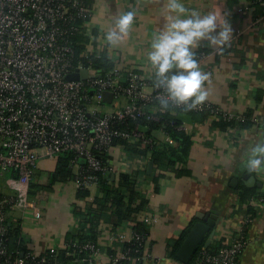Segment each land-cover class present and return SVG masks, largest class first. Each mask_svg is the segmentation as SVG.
Instances as JSON below:
<instances>
[{"label":"crops","instance_id":"crops-1","mask_svg":"<svg viewBox=\"0 0 264 264\" xmlns=\"http://www.w3.org/2000/svg\"><path fill=\"white\" fill-rule=\"evenodd\" d=\"M245 2L184 0L186 6L202 14L211 11L223 13L224 20L231 27L230 38L224 45L209 46L206 40H201L193 49L194 52L203 50L207 53L206 58L199 62L202 70L209 74L204 84L208 93L206 100L233 115L248 114L252 124L238 130L232 127L223 130L215 127L210 117L196 121L188 113H177L180 126L192 140L185 164L189 173L181 176L173 170L161 171L154 163L148 173V153L143 155L146 160L144 165L128 151L122 155L118 151L108 158L115 169L112 177L120 172L131 174L134 188L148 202L147 208L139 212V219L148 229L144 254L126 264H187L170 252L184 231L199 220L198 214L202 217L209 214L216 216V231L207 246H219L228 244L231 237L238 233L243 219L249 215V206L254 207V213L250 215L252 220L245 225L247 244L238 264H264V200H258L260 197L264 199V195L246 203L239 202L237 198L241 186L264 192V172H249L243 166L249 147L256 141L259 132L264 131V15L257 13L254 7L245 8ZM163 5L164 0H89L91 33H84V41H80L83 43L78 41V44L91 42L93 37L92 43L97 49L93 47L91 56L104 55L122 71L135 70L144 78L153 80L146 54L154 32L165 23ZM129 10L135 11L136 16L127 35L115 48L108 47L103 40L104 33L121 13ZM82 49L83 45L80 51ZM217 49H221L220 54L215 52ZM153 135L159 140L171 142L161 130L154 131ZM57 158H38L29 184L28 208L22 210L16 207L7 213L10 225L20 229L23 248L38 253L53 246L57 252L65 249L67 235L76 233L79 225L80 218L75 211L90 207V212H94L93 200L103 197L98 185L88 188V195L83 197L77 195L79 188L70 179L52 181ZM245 174L253 175L261 186L256 183L246 185ZM3 194L12 192L5 180L0 179V195ZM97 212L99 234L96 243L99 253L94 264H111L108 249L118 251L122 243L110 237L117 231L129 235L133 223L113 224L115 217L110 208Z\"/></svg>","mask_w":264,"mask_h":264},{"label":"built area","instance_id":"built-area-1","mask_svg":"<svg viewBox=\"0 0 264 264\" xmlns=\"http://www.w3.org/2000/svg\"><path fill=\"white\" fill-rule=\"evenodd\" d=\"M255 1L264 0H246L245 8H252ZM91 15L83 0H0V179L12 192L0 195V264H48L57 255L54 246L38 253L8 245L12 226L7 213L16 207L28 208L38 158L71 152L70 180L77 188L88 189L98 185L100 173L115 172L108 161L111 154L120 151L122 155L127 146L144 148L151 142L139 124L129 126L131 120L163 118L157 114L161 111L157 102L164 93L155 87L154 79L118 66L106 71L95 68L90 58L93 47L97 49L93 37L76 53L78 43L72 35H90ZM215 52L220 54L221 49ZM195 53L199 62L207 56L203 50ZM81 70L86 71L85 78L66 79L67 74ZM105 93L110 99H105ZM192 110L207 111L211 119L241 117L207 100ZM134 155L142 165L146 163L143 155ZM251 220L250 215L243 219L228 244L213 251L199 249L192 264H238L247 244L245 225ZM139 237L132 230L129 235L117 231L110 238L129 243L140 241ZM71 246L73 251L89 253L75 261L94 264L97 243ZM108 259L111 264H123L135 258L128 249H119Z\"/></svg>","mask_w":264,"mask_h":264},{"label":"trees","instance_id":"trees-1","mask_svg":"<svg viewBox=\"0 0 264 264\" xmlns=\"http://www.w3.org/2000/svg\"><path fill=\"white\" fill-rule=\"evenodd\" d=\"M86 5H88L89 0H83ZM253 1V0H252ZM252 7L256 8V12L264 15V1L252 2ZM83 38V33H75L72 35L74 42L79 43ZM79 41V42H78ZM82 45L76 44V53L80 52V47ZM91 62L95 68L109 70L113 67V62L105 57L101 56H91ZM160 107V102H157ZM185 112L193 116L196 121H203L209 119V113L207 111H194L192 109L183 108H171L161 109L157 114L161 115L163 118L158 121H146L143 118L138 120H131L129 126H134L136 123L145 129L144 134L151 139L150 143L144 148L136 146H127L126 151L145 155L149 154L150 159L153 161L155 167L161 169V171L173 170L177 176L185 175L189 173V169L186 168L189 153L191 150L192 140L191 136L186 133L184 128H180L181 120L177 118V113ZM212 124L215 127L221 128L223 130L232 127L235 130L241 128L249 127L252 122L248 114L241 116L239 118H231L229 120L212 119ZM156 130H161L164 134L171 140L164 141L157 139L153 132ZM138 146V145H137ZM72 157L71 152L61 153L57 158L56 167L51 175V180H66L71 179L72 173L68 167V162ZM156 178V177H155ZM98 186L103 192L102 198H95L93 202L95 203L94 212H90V207L84 210L75 211L79 220V225L76 233H70L66 237V243L70 244L68 249H62L57 252V255L53 262H60L62 264H87L86 262H77L75 258H80L83 256H88L87 251H77L71 246L72 243H79L84 241H91L96 243L97 236L99 234L98 228V210H105L110 208L114 215V223L119 224L125 221H130L133 223V230L140 236V241L123 242L121 244V249L129 250V254L134 258L138 259L144 254L146 240L148 236V229L146 224L139 219V212L147 208L148 202L147 198L143 194L134 188V177L126 172H120L112 177L111 173H100ZM238 192L237 198L239 202L246 203L250 199L258 196H263L264 192L259 191L257 188H250L246 186H241ZM77 195L87 196L88 191L84 188H79ZM248 214L254 213V207L249 206ZM187 231H184L179 242L173 246L170 254L174 256L176 249L181 243ZM8 245L11 248H23L20 229L18 226L13 227L8 238ZM218 246H204L201 244L195 253L193 254L191 260L187 264H192L196 252L205 248L209 251H213ZM67 251H72L74 254H67ZM115 249L109 248L108 254L113 255ZM128 261H124L126 264ZM48 264H52L48 263Z\"/></svg>","mask_w":264,"mask_h":264},{"label":"clouds","instance_id":"clouds-1","mask_svg":"<svg viewBox=\"0 0 264 264\" xmlns=\"http://www.w3.org/2000/svg\"><path fill=\"white\" fill-rule=\"evenodd\" d=\"M163 11L165 23L154 32L146 54L155 87L164 93L159 97L160 107L183 105L193 109L207 99L204 84L209 75L200 67L193 49L201 40H206L209 46L224 45L230 38L231 27L223 13L202 14L186 6L184 0H164ZM135 16L132 10L121 13L104 33V43L110 48L119 45ZM243 166L249 172H264V131L259 132L249 147Z\"/></svg>","mask_w":264,"mask_h":264},{"label":"water","instance_id":"water-1","mask_svg":"<svg viewBox=\"0 0 264 264\" xmlns=\"http://www.w3.org/2000/svg\"><path fill=\"white\" fill-rule=\"evenodd\" d=\"M85 78L86 71H75L66 75V79H77V78ZM105 99H110V94H104ZM83 162V159H80ZM153 167V161L151 159L147 162V172L150 173ZM246 177V185H254L256 183L257 186H261V182L256 181L253 175H247ZM209 216V218H208ZM199 220L195 221L186 232L184 238L182 239L178 249L175 252V256L182 261L183 263H188L197 250V248L203 244L207 246L216 231V225L218 224L217 218L214 214H209L206 216L197 215Z\"/></svg>","mask_w":264,"mask_h":264},{"label":"rangeland","instance_id":"rangeland-1","mask_svg":"<svg viewBox=\"0 0 264 264\" xmlns=\"http://www.w3.org/2000/svg\"><path fill=\"white\" fill-rule=\"evenodd\" d=\"M142 127V126H141Z\"/></svg>","mask_w":264,"mask_h":264}]
</instances>
